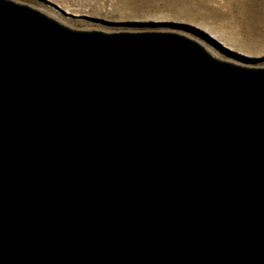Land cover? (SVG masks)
<instances>
[{
  "label": "water",
  "instance_id": "water-1",
  "mask_svg": "<svg viewBox=\"0 0 264 264\" xmlns=\"http://www.w3.org/2000/svg\"><path fill=\"white\" fill-rule=\"evenodd\" d=\"M0 264H264V67L0 0Z\"/></svg>",
  "mask_w": 264,
  "mask_h": 264
},
{
  "label": "rangeland",
  "instance_id": "rangeland-1",
  "mask_svg": "<svg viewBox=\"0 0 264 264\" xmlns=\"http://www.w3.org/2000/svg\"><path fill=\"white\" fill-rule=\"evenodd\" d=\"M13 1L31 6L73 29L173 32L200 42L221 60L264 67V0ZM204 34L213 35L232 52L219 49Z\"/></svg>",
  "mask_w": 264,
  "mask_h": 264
},
{
  "label": "bare ground",
  "instance_id": "bare-ground-1",
  "mask_svg": "<svg viewBox=\"0 0 264 264\" xmlns=\"http://www.w3.org/2000/svg\"><path fill=\"white\" fill-rule=\"evenodd\" d=\"M211 36H212V37H211ZM211 36H210L211 38H213V39L215 38L213 35H211ZM220 44H221V43H220ZM221 45H222L224 48L228 49V51L233 50V49L227 47V46H226L225 44H223V43H222ZM218 48H219V47H218ZM231 52H232V51H231ZM236 54H237V53H236ZM240 54H242V53H240Z\"/></svg>",
  "mask_w": 264,
  "mask_h": 264
}]
</instances>
